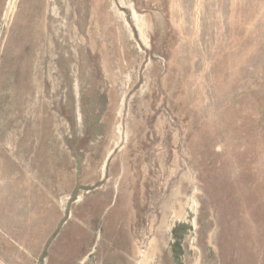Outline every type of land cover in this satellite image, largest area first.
I'll use <instances>...</instances> for the list:
<instances>
[{"label": "rangeland", "instance_id": "rangeland-1", "mask_svg": "<svg viewBox=\"0 0 264 264\" xmlns=\"http://www.w3.org/2000/svg\"><path fill=\"white\" fill-rule=\"evenodd\" d=\"M145 258L264 264V0H0V263Z\"/></svg>", "mask_w": 264, "mask_h": 264}, {"label": "crops", "instance_id": "crops-1", "mask_svg": "<svg viewBox=\"0 0 264 264\" xmlns=\"http://www.w3.org/2000/svg\"><path fill=\"white\" fill-rule=\"evenodd\" d=\"M3 161H4V162L7 161V162L9 163V160L7 159V157H4V158H3ZM7 162H6V163H7ZM105 235H106V234H105ZM115 260H117V259L115 258ZM0 264H1V263H0ZM126 264H133V263H132V262H131V263H130V262H129V263L127 262ZM139 264H140V263H139Z\"/></svg>", "mask_w": 264, "mask_h": 264}, {"label": "bare ground", "instance_id": "bare-ground-1", "mask_svg": "<svg viewBox=\"0 0 264 264\" xmlns=\"http://www.w3.org/2000/svg\"><path fill=\"white\" fill-rule=\"evenodd\" d=\"M140 264H147V258H145L144 260H142V261L140 262Z\"/></svg>", "mask_w": 264, "mask_h": 264}]
</instances>
